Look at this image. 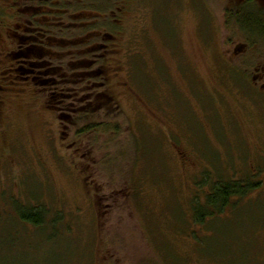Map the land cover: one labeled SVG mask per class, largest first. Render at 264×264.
I'll list each match as a JSON object with an SVG mask.
<instances>
[{
    "label": "rangeland",
    "instance_id": "374dc122",
    "mask_svg": "<svg viewBox=\"0 0 264 264\" xmlns=\"http://www.w3.org/2000/svg\"><path fill=\"white\" fill-rule=\"evenodd\" d=\"M254 1L0 0V264H264V35L233 17ZM34 45L80 96L103 67L117 114L62 125L18 72Z\"/></svg>",
    "mask_w": 264,
    "mask_h": 264
},
{
    "label": "trees",
    "instance_id": "16d2710c",
    "mask_svg": "<svg viewBox=\"0 0 264 264\" xmlns=\"http://www.w3.org/2000/svg\"><path fill=\"white\" fill-rule=\"evenodd\" d=\"M234 15H239L237 20L241 22L243 26L249 29L255 28L257 34L264 35L263 12L258 11L257 16H254V14L253 16L250 15L249 17L251 18L247 20L246 17H243L245 15L243 10L237 11ZM249 25L252 27H249ZM35 46L36 45L29 46L22 52L15 53V58H19L23 55V60L27 64V68H19L18 72L21 74L32 72L33 75H29V77L33 78L34 83L39 84L37 85L39 90H46L48 92V108L58 113L62 125H65L66 127L71 125L76 128L80 123L86 122L85 125L79 128L76 132L78 136H83L89 134L95 127H97L96 124L90 125L87 123L88 120H91V118L95 116L97 108L100 111L102 110L97 106L105 104V106L108 107L107 114H117V111L119 110L118 104L114 97L107 91L106 82L104 83L100 81L102 79L105 81L107 80V77L104 75L105 70L103 67L92 71V76L94 77L90 78V80H94L95 82L91 85H87L86 91L82 92V95L80 96L77 92L72 91L70 87L71 85H68V81L71 79H66L64 73L60 69H52L49 66L45 67L46 63L40 62L37 59V53L35 52L39 51V49L35 48ZM97 48L100 49V45ZM43 58L45 59L47 56L44 55ZM23 75L24 74H22V76ZM95 107L97 108L93 110ZM97 113L99 112L97 111ZM254 178L256 177H247L239 182H216L212 187L211 195L207 196V204L214 206V208L218 210L227 205L232 199H242L243 197L250 195L262 184L261 182H254ZM29 212L35 214L40 213L41 210H33ZM25 213L28 212H22L20 214L22 218L29 220L32 224H40L32 218L33 215L29 216ZM201 218L202 217H198L196 220L202 222L203 220H201Z\"/></svg>",
    "mask_w": 264,
    "mask_h": 264
},
{
    "label": "flooded vegetation",
    "instance_id": "af4514ba",
    "mask_svg": "<svg viewBox=\"0 0 264 264\" xmlns=\"http://www.w3.org/2000/svg\"><path fill=\"white\" fill-rule=\"evenodd\" d=\"M238 1H239V2H243V1H247V0H238ZM251 2H255V1H254V0H251ZM238 7H239V10H241V11H242L243 9H245V8H244L245 6H242V5H241V6H238ZM239 10H238V11H239ZM262 10H263L262 12H264V7H263ZM243 11H244V10H243ZM233 17H234L235 19H238V18H239V15H233Z\"/></svg>",
    "mask_w": 264,
    "mask_h": 264
}]
</instances>
